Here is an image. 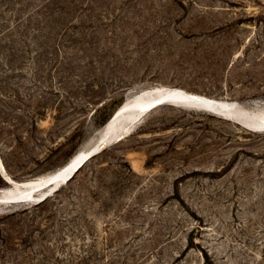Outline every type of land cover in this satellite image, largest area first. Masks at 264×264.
I'll list each match as a JSON object with an SVG mask.
<instances>
[{"label":"rangeland","instance_id":"1","mask_svg":"<svg viewBox=\"0 0 264 264\" xmlns=\"http://www.w3.org/2000/svg\"><path fill=\"white\" fill-rule=\"evenodd\" d=\"M158 86L262 111L264 0H0L14 181L91 148ZM225 116L157 107L42 205L0 204V264H264V131Z\"/></svg>","mask_w":264,"mask_h":264},{"label":"bare ground","instance_id":"2","mask_svg":"<svg viewBox=\"0 0 264 264\" xmlns=\"http://www.w3.org/2000/svg\"><path fill=\"white\" fill-rule=\"evenodd\" d=\"M154 91H158V93H153ZM169 96H177L182 99H191L194 102H201L202 104L213 106V108H215L216 110L226 113V116H228V113H230L233 116L237 115L238 116L237 120H239V122L241 123H246L248 125H254L255 127L261 128V130L255 131L245 127L250 131H255V132L264 131V109L258 112L250 113L248 111L249 113H246L247 111L244 112V110L242 111L237 106H235L236 103L234 102L214 99V98L198 95L195 93L186 92L179 88L158 86V87L140 90L138 92L133 93L125 100V102L115 112L112 118L103 127V129L101 130L102 132L100 131L102 133L100 135L101 137L91 148L85 150L81 149L77 151L64 165H62L60 168L54 170L51 173L22 182L16 181L14 182L15 186H10L7 188L0 189V204H10V203L33 204L35 200H39L47 192H49L50 189L58 186L59 184H61L60 185L61 188L62 186L70 182L68 181L66 183L65 182L63 183V181L66 180L77 169V167L80 166V164L84 161V157L91 150L102 149L104 146L108 145L105 144V142L109 138L111 139V138L121 137L125 134L130 133L132 129H134L137 125L140 124V122L149 112H151L157 107L163 105H171L174 107L187 108V109L192 108V109L206 111L212 114L220 115L218 113L205 110L204 108H196V107L193 108V107H188L186 105L177 106L170 102H166L162 105L149 109V106H151L157 100ZM87 161L78 169V171L83 168V166L87 163ZM52 179H56V181L51 185L45 186ZM7 199H10L12 202H4V200Z\"/></svg>","mask_w":264,"mask_h":264},{"label":"water","instance_id":"3","mask_svg":"<svg viewBox=\"0 0 264 264\" xmlns=\"http://www.w3.org/2000/svg\"><path fill=\"white\" fill-rule=\"evenodd\" d=\"M153 93H158V91H154ZM166 102H170L172 104H175L177 106H181V105H186L188 107H193V108H204L205 110H208V111H211V112H214V113H218L220 115H225L226 113H223L222 111H219V110H216L215 108H213V106H208L206 104H202L201 102H194L192 101L191 99H182V98H179L177 96H169V97H165V98H162V99H159L157 100L155 103H153L151 106H149V109L150 108H153V107H156V106H159V105H162ZM228 116H231L230 113H228ZM244 127H247L248 129H251V130H261V128L259 127H255L254 125H248L246 123H243L242 124ZM124 136V135H123ZM123 136L121 137H118V138H123ZM119 139V140H120ZM101 151V149H94V150H91L85 157H84V161L80 164L79 167H77V169L66 179L63 181V183L65 182H68L70 180H72L77 172L78 169L87 161V160H91L92 158H94L97 154H99ZM0 173L4 179V181L9 185V186H15L14 185V181L13 179H11V177H9V175L6 173V169L2 163V160L0 158ZM56 181V179H52L50 180L45 186H48V185H51L53 184L54 182ZM60 185L59 184L58 186L50 189L49 192H47L43 197H41L39 200H35L34 203L35 204H40V203H43L44 201H46L49 197H51L54 193H56L59 188H60ZM4 202H12L10 199H7V200H4Z\"/></svg>","mask_w":264,"mask_h":264},{"label":"trees","instance_id":"4","mask_svg":"<svg viewBox=\"0 0 264 264\" xmlns=\"http://www.w3.org/2000/svg\"><path fill=\"white\" fill-rule=\"evenodd\" d=\"M45 202H46V201H44L43 203H45ZM43 203L37 204V205H35V206H37V207H38V206L42 205Z\"/></svg>","mask_w":264,"mask_h":264}]
</instances>
